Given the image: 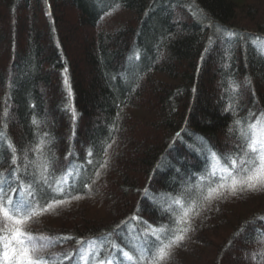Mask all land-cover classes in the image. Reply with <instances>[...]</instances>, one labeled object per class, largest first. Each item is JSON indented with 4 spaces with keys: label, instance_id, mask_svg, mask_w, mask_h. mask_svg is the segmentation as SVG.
<instances>
[{
    "label": "trees",
    "instance_id": "obj_1",
    "mask_svg": "<svg viewBox=\"0 0 264 264\" xmlns=\"http://www.w3.org/2000/svg\"><path fill=\"white\" fill-rule=\"evenodd\" d=\"M262 113L264 0H0V173L14 167L10 140L18 156L33 149L30 171L56 161L53 187L69 168V183L90 184L26 226L49 264H74L81 237L111 232L124 247L145 227L133 220L117 236L133 216L168 225L169 197L193 230L167 264H264L250 255L264 251V192L206 201L223 161L211 176L202 150L232 152L233 121Z\"/></svg>",
    "mask_w": 264,
    "mask_h": 264
},
{
    "label": "snow or ice",
    "instance_id": "obj_2",
    "mask_svg": "<svg viewBox=\"0 0 264 264\" xmlns=\"http://www.w3.org/2000/svg\"><path fill=\"white\" fill-rule=\"evenodd\" d=\"M212 27L217 34H222L226 38L231 39L234 36V33L221 29L219 26ZM208 43L210 45L213 43L211 37ZM205 51L208 49L205 48ZM65 83L67 84V80ZM119 115L118 111L117 116ZM3 116L5 119L8 116L7 107H5ZM72 116L75 119L74 109H72ZM31 123L37 125L38 121L33 118ZM233 125L234 129L230 128L229 131L235 130L237 143L233 145L232 152L218 153L214 149H202L207 151L206 158L212 164L211 176L216 175V167L223 161L219 181L216 186H210L207 194L204 195V199L209 203L215 199H223L228 194L264 192V113L255 122L248 123L246 127L241 119H235ZM4 126L6 127V124ZM108 131L111 134L113 129L109 128ZM176 135L179 137L180 133ZM3 142L4 138L0 136V145H3ZM107 148H111V143L107 145ZM107 148L104 149L105 155H107ZM7 150L11 154L9 163L14 167L11 168L10 173H0V177H3L0 179V264H49V260L43 255L46 246H38L26 226L37 216H42L71 200L81 199L80 187L90 188V184L86 180L79 181V184L76 180L69 183V178L73 175L72 169L69 168L56 180V187H53L49 182V177L57 171L54 159L49 161L44 158L36 171H30V166L34 162L28 160V151L33 149L24 150L23 155L18 156V149L9 140ZM93 155V152L89 150L88 165L94 163ZM107 164L108 161L105 160L99 167H107ZM177 171L179 172V169ZM20 173L23 177L18 175ZM95 175L99 177L98 169ZM25 178L28 179L27 183H25ZM201 179L204 177L201 176ZM95 182V180L91 181V183ZM167 203L168 207L162 210L169 214L168 225L160 224L156 227L147 221H140L138 216L130 217L116 225V230H119L116 231L117 236L123 230L122 226H127L133 220L145 225L142 229V236L131 237L124 247L111 239L113 235L111 232L103 233L88 241H85L83 237L77 239L76 243L80 245V248L76 252L77 260L74 264H89L90 258L91 264H167L173 248L179 247L187 238L188 232L193 230L191 221L187 218L189 213L184 212L177 219L172 208V205H179L180 200L176 197H169ZM128 231L132 232L133 229L129 228ZM59 239L71 240L73 237L63 236ZM136 240H139V243H136ZM106 246H110L111 251L106 259L100 258ZM250 255L252 260H256L257 256L264 259V251L253 252ZM64 258L71 259V255H66Z\"/></svg>",
    "mask_w": 264,
    "mask_h": 264
},
{
    "label": "rangeland",
    "instance_id": "obj_3",
    "mask_svg": "<svg viewBox=\"0 0 264 264\" xmlns=\"http://www.w3.org/2000/svg\"><path fill=\"white\" fill-rule=\"evenodd\" d=\"M120 14H124V13H120ZM119 15V14H118ZM117 15V16H118ZM126 16V14H124ZM239 21V20H238ZM240 23H243L240 19ZM245 24L249 25L251 27V24L249 22H245ZM89 211V210H88ZM99 213H100V209H99ZM86 215H89V214H86ZM244 256V255H243ZM77 260V259H76ZM89 264H91V258H90V261H89Z\"/></svg>",
    "mask_w": 264,
    "mask_h": 264
}]
</instances>
